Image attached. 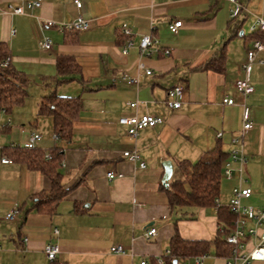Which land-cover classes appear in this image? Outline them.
I'll use <instances>...</instances> for the list:
<instances>
[{
	"label": "crops",
	"instance_id": "1",
	"mask_svg": "<svg viewBox=\"0 0 264 264\" xmlns=\"http://www.w3.org/2000/svg\"><path fill=\"white\" fill-rule=\"evenodd\" d=\"M29 1L35 0H0V49L12 67L29 78L28 97L32 79L45 82L49 89L31 110L25 108L28 97L10 112L0 110V264H51L44 252L49 243L59 245L61 264H159L158 258L168 264L166 252L176 232L188 241H209L216 236L224 241L221 229L225 223L217 207L170 208L162 184L163 162L173 163L171 182L183 177L180 161L195 163L216 146L229 159L232 140L240 135L241 105L245 103L254 126L242 140L248 159L244 176L260 162L264 166V50L257 56L263 63L253 65L255 92L244 100L235 89L236 81L245 76L243 65L251 43L245 28L255 17L264 19V0H239L243 11L236 20L230 16L233 5L224 0H82L81 9L74 0H43L41 7L29 9ZM10 6H24L25 12L14 14ZM79 16L90 21L88 31L61 34L44 24L46 20L71 22ZM175 20L183 25L173 33L169 24ZM239 21L242 29L234 35L233 27ZM126 30L135 46L124 55L129 38ZM145 35L158 41L161 51L153 48L151 55L142 56L138 46ZM45 38L52 40L51 51L40 47ZM222 49L224 70L203 69ZM60 57H71L80 67L73 80H61ZM140 61L153 71L151 76L138 71ZM125 75L138 77L139 85L126 84ZM178 82L185 87L182 105L170 110L164 102ZM69 83L81 86L84 108L73 124L71 140L60 142L54 138L52 117L40 116L39 107L54 91L68 97L58 88ZM225 97L234 99L235 105H224ZM137 100L142 102L139 108H131L129 103ZM136 113L163 117L165 123L130 137L119 119ZM33 133L42 136L36 147L46 155L62 146L60 171L66 188L74 187L52 213L39 211L33 199L51 188L48 177L9 157L11 148L24 147ZM133 150L146 162L145 169L123 156ZM4 157L11 162L3 163ZM109 172L123 177L110 180ZM245 178V186L251 188ZM237 183V178L223 177L221 208H228ZM251 189V197L243 200L245 206L253 198ZM263 195L254 201L262 210ZM15 207L18 218L7 221ZM151 227L158 234L147 241L144 233ZM115 245L123 246L127 255L113 253ZM194 258L173 264L193 263ZM206 264H226V258L212 251Z\"/></svg>",
	"mask_w": 264,
	"mask_h": 264
},
{
	"label": "trees",
	"instance_id": "2",
	"mask_svg": "<svg viewBox=\"0 0 264 264\" xmlns=\"http://www.w3.org/2000/svg\"><path fill=\"white\" fill-rule=\"evenodd\" d=\"M241 25V21L235 23L234 35L241 31ZM248 37L251 42L263 41L264 31L249 34ZM7 58V54L0 49V110L10 112L15 106L23 104L28 97L29 78L17 72L11 62L6 68H3L1 65ZM225 58V49H222L216 58L206 63L203 69L221 72L225 68ZM57 69L61 80L66 82L73 80V75L80 73V67L71 57H60L57 61ZM83 108L84 102L81 96L62 97L54 91L43 98L39 107V115L51 116L55 139L60 142H69L72 137L73 124ZM9 157L25 163L31 170L40 171L51 181V188L48 191L33 196L36 201L35 207L39 211L54 212L56 205L74 188H66L64 175L60 171L64 157L62 146H55L51 149L50 158H47L46 154L37 147L28 149L15 146L11 148ZM227 159L228 154L223 151L221 146H216L205 152L195 163L186 160L180 161L178 168L183 177L171 181L168 187L163 185L169 198L170 208L186 206L211 208L215 206L218 208L219 219L225 223L223 233L232 229L236 216L230 212L229 208H221L217 205L221 195L224 165ZM212 251L217 257L227 259L233 255V246L218 236L209 241H188L182 239L176 232L170 243V255L167 257L168 259L165 257V260L168 264H173L175 260L209 255ZM50 263L61 264L58 260Z\"/></svg>",
	"mask_w": 264,
	"mask_h": 264
},
{
	"label": "built area",
	"instance_id": "3",
	"mask_svg": "<svg viewBox=\"0 0 264 264\" xmlns=\"http://www.w3.org/2000/svg\"><path fill=\"white\" fill-rule=\"evenodd\" d=\"M233 5L230 16L232 19L238 18V16L243 11V6L239 0H224ZM43 0H35L27 2V7L33 9L36 7H41ZM74 3L78 9H81L83 6L82 0H74ZM12 13L20 15L24 14V6H10ZM44 24L48 27H54L59 33H82L86 32L91 28V23L88 19L83 16H79L71 22L58 23L52 20L44 21ZM183 23L180 20H175L170 22L169 29L171 32L176 33ZM264 31V19L260 17H255V21L250 26V33ZM15 31H12L14 34ZM125 35L129 36L127 42L122 50L123 54L126 55L129 53L135 44L131 39V32L126 30ZM40 47L45 51H51L53 48L52 40L45 38ZM139 50L142 56H149L153 53V48L155 51H161L158 41H156L151 35H145L141 38L139 42ZM264 50V40H256L250 43L248 48L247 60L243 65V70L245 76L238 79L235 83V89L238 94H240L244 100L248 98L255 92L254 86L252 84V70L255 62L263 63L262 61L257 60V56L260 52ZM166 55L170 54L169 50H164ZM10 58H7L1 65L3 68H6L10 63ZM137 69L140 72H144L146 75L151 76L153 71L148 68L142 61L137 64ZM123 81L128 85H139V78L125 75ZM185 93V87L182 82H178L173 88L168 90L167 98L164 102L165 107L170 110H177L181 107V99ZM142 102L134 101L129 103V106L134 109H138ZM223 104L226 106L235 105V100L229 97L223 99ZM242 107V126L240 135L233 138L232 144L234 149L229 154V159L225 162L224 165V178L228 180H233L237 178L238 183L232 190L231 202L228 205V208L232 214L236 216V221L232 229L223 233V238L226 243L233 246V255L226 259V264H252L254 262H264V210L255 208L253 206L243 205V200L248 199L252 195V189L245 186L247 180L244 176V168L248 161L244 149L242 146V140L247 131L251 130L254 126L252 121L251 109L248 105L243 103ZM165 123V119L160 116L152 115L149 113L146 114H135L131 116H123L119 119V124L127 128V134L130 137L136 138L142 130L155 128L158 125ZM218 138L222 137V133L217 134ZM42 136L38 133H33L28 142L24 145L25 148L34 149L36 143L41 140ZM56 138V136H54ZM123 156L132 163H138L141 169L146 168V162L142 159L140 153L137 150L125 151ZM47 158H50V155H46ZM3 163H10L11 160L8 158H2ZM123 177L122 174H115L114 172H109L107 178L112 180L114 178ZM219 206V201H217ZM19 208H13L6 216L7 221H14L18 218ZM54 233L59 235V230L55 229ZM158 234L156 228L151 227L144 233V238L147 241H151ZM24 239L27 240V236H24ZM252 245L250 248L249 246ZM1 249V245H0ZM44 252L46 258L49 262H54L57 260L60 253V247L57 243H49L45 246ZM112 252L120 255L126 256L127 252L121 245H115L112 248ZM166 255H170V251L166 252ZM209 259V255H201L195 257L193 263L186 264H206ZM159 264H164L162 258H158ZM146 264V262H142Z\"/></svg>",
	"mask_w": 264,
	"mask_h": 264
},
{
	"label": "rangeland",
	"instance_id": "4",
	"mask_svg": "<svg viewBox=\"0 0 264 264\" xmlns=\"http://www.w3.org/2000/svg\"><path fill=\"white\" fill-rule=\"evenodd\" d=\"M249 30H250V27L247 26L245 28V32H246L245 35H249ZM54 88H55V84L51 87V90ZM48 89L49 88L48 86H46L45 82H41L38 79H32V82L29 86V97L25 101V103L27 102V105L25 108H27V110H31V108L34 107V105L37 103L38 97L40 96V94L44 93L43 91H46ZM58 91L61 95H65L68 97H71V96L76 97L82 93L81 86L78 83H69V84L61 85L59 86ZM249 170H250V167H249ZM248 173H249V176L246 173H245V176L249 180L248 182L249 186L253 188L254 190V195L251 201L245 204H249V206H253L256 208L257 204L254 203L256 199L255 196H258V194H261V193L264 194V166H262V163L260 162L258 165H256L255 168H253L252 171H248ZM173 179H175V177H173ZM231 198L229 199L228 205L231 202Z\"/></svg>",
	"mask_w": 264,
	"mask_h": 264
},
{
	"label": "water",
	"instance_id": "5",
	"mask_svg": "<svg viewBox=\"0 0 264 264\" xmlns=\"http://www.w3.org/2000/svg\"><path fill=\"white\" fill-rule=\"evenodd\" d=\"M163 167H164V176L162 178V184L165 187H168L174 171L173 163L171 161H165L163 162Z\"/></svg>",
	"mask_w": 264,
	"mask_h": 264
}]
</instances>
